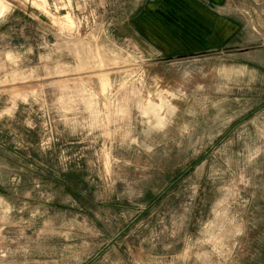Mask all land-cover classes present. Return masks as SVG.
Listing matches in <instances>:
<instances>
[{
	"label": "rangeland",
	"instance_id": "1",
	"mask_svg": "<svg viewBox=\"0 0 264 264\" xmlns=\"http://www.w3.org/2000/svg\"><path fill=\"white\" fill-rule=\"evenodd\" d=\"M148 2L0 0V264H264V0L189 53Z\"/></svg>",
	"mask_w": 264,
	"mask_h": 264
},
{
	"label": "crops",
	"instance_id": "2",
	"mask_svg": "<svg viewBox=\"0 0 264 264\" xmlns=\"http://www.w3.org/2000/svg\"><path fill=\"white\" fill-rule=\"evenodd\" d=\"M188 1L149 0L145 12L137 20L138 29L166 53H189L209 47H223L236 36L240 26L215 10L222 0ZM192 3L211 18L200 21L192 15L189 10ZM188 22L192 26L187 25Z\"/></svg>",
	"mask_w": 264,
	"mask_h": 264
},
{
	"label": "bare ground",
	"instance_id": "3",
	"mask_svg": "<svg viewBox=\"0 0 264 264\" xmlns=\"http://www.w3.org/2000/svg\"><path fill=\"white\" fill-rule=\"evenodd\" d=\"M43 2H44V1H43ZM1 5H2V4H1ZM1 5H0V6H1ZM2 9H3V8H2ZM3 10H4V9H3ZM0 12H1V11H0ZM67 19H68V18H67ZM69 24H70V22H69Z\"/></svg>",
	"mask_w": 264,
	"mask_h": 264
}]
</instances>
